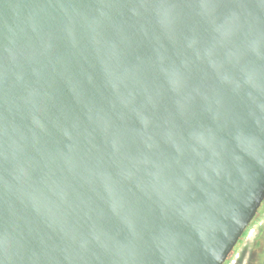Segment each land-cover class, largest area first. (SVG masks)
<instances>
[{"label": "water", "instance_id": "95a60500", "mask_svg": "<svg viewBox=\"0 0 264 264\" xmlns=\"http://www.w3.org/2000/svg\"><path fill=\"white\" fill-rule=\"evenodd\" d=\"M264 204V0H0V264H226Z\"/></svg>", "mask_w": 264, "mask_h": 264}, {"label": "rangeland", "instance_id": "374dc122", "mask_svg": "<svg viewBox=\"0 0 264 264\" xmlns=\"http://www.w3.org/2000/svg\"><path fill=\"white\" fill-rule=\"evenodd\" d=\"M260 243L262 244L258 246ZM239 254L243 259L251 260L252 264H264V205L247 234L241 239L231 260L237 259ZM243 261L240 263L243 264Z\"/></svg>", "mask_w": 264, "mask_h": 264}, {"label": "flooded vegetation", "instance_id": "af4514ba", "mask_svg": "<svg viewBox=\"0 0 264 264\" xmlns=\"http://www.w3.org/2000/svg\"><path fill=\"white\" fill-rule=\"evenodd\" d=\"M238 246H239V244L237 245V247L234 249V251L229 256L228 261H227L226 264H231V263H233V264H242V263H240V261H242V260H244L243 264H252L251 260L243 259V257L240 254L237 256V259H235L233 261L231 260L232 256L236 254Z\"/></svg>", "mask_w": 264, "mask_h": 264}, {"label": "trees", "instance_id": "16d2710c", "mask_svg": "<svg viewBox=\"0 0 264 264\" xmlns=\"http://www.w3.org/2000/svg\"><path fill=\"white\" fill-rule=\"evenodd\" d=\"M264 205V204H263ZM263 207V206H262ZM249 230V229H248ZM248 230L246 231V233L244 234V236L247 234ZM262 243L258 244V246H260Z\"/></svg>", "mask_w": 264, "mask_h": 264}, {"label": "built area", "instance_id": "2783aa9c", "mask_svg": "<svg viewBox=\"0 0 264 264\" xmlns=\"http://www.w3.org/2000/svg\"><path fill=\"white\" fill-rule=\"evenodd\" d=\"M231 264H233V263H231Z\"/></svg>", "mask_w": 264, "mask_h": 264}]
</instances>
